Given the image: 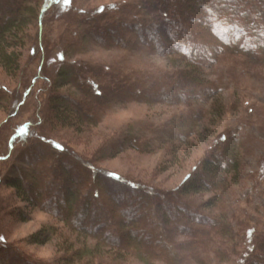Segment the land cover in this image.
<instances>
[{
	"label": "rangeland",
	"instance_id": "rangeland-1",
	"mask_svg": "<svg viewBox=\"0 0 264 264\" xmlns=\"http://www.w3.org/2000/svg\"><path fill=\"white\" fill-rule=\"evenodd\" d=\"M186 1L169 3L181 7ZM57 2L64 8L47 11L40 31L35 21L27 24L22 34L26 45L18 51V73H5L0 68V93L7 98L0 101V256L8 260L6 263L0 259V264H57L70 258L65 252L66 243L81 245L63 220L39 207L50 206L44 203L48 194L41 193L36 198L38 205L33 206L20 200L8 186L9 180L24 173L34 174L42 185L53 178L49 182L55 188L59 185L56 179L65 172L76 182L81 181V201L103 197L111 207L118 208L122 202L137 200L135 211L138 208L141 214L132 212L134 225H125L119 237L145 228L146 232L134 236L141 239L144 252L150 254L148 264H169L168 253L173 260L184 253V264H195L188 245L196 243V248L203 249L194 240L204 230L210 232L212 241L219 238L214 228L222 212L239 220L235 237L242 239L241 250L246 228L264 233V63L235 54H220L213 62L207 57L209 60L202 61L201 66L185 63L177 55H163L144 43L142 28L136 31L130 23L119 24L130 20L129 10L141 17L147 9H160L168 3L165 0ZM140 2L141 7H137ZM202 2L214 6L215 0ZM199 10L204 12L206 8ZM155 15L153 11L149 17ZM193 19L186 23L190 31H201ZM108 22L114 25L108 26ZM92 26L99 28L102 39L79 42L84 37L81 30ZM109 32L112 35H107ZM67 47L78 51L66 55L63 52ZM201 55L199 51L194 56ZM63 65L77 70L75 83L91 91L85 98L76 96L81 102L77 108L91 125L75 130L57 124L47 132L46 103ZM196 65L199 83L182 85L178 73L184 76ZM95 83L100 96H95L91 87ZM75 89L67 84L55 91L63 95ZM41 137L51 143L40 145ZM229 137L238 138V178L225 180L226 192L221 190L223 184L215 181L214 191L186 194V186L196 180L209 189L201 165L220 152L221 143ZM32 146L35 156H26L27 148ZM68 157L76 158L78 164L62 169L60 158ZM82 172L88 174V179ZM89 182L95 194L83 190ZM107 189L115 195L113 201ZM216 193L222 201L213 203ZM51 202L50 207L56 210L55 201ZM18 213L24 217L18 219ZM114 215L115 219L106 221L110 226L119 223L116 210ZM164 215L169 224L164 222ZM48 229L53 232L48 240L32 243V237ZM117 241L113 244H120L115 251L120 257L111 261L101 249L104 253L94 264H145L132 249L123 248V239ZM85 244L93 247L96 242L88 238ZM238 255L231 259L232 264L238 263ZM254 257L255 264H264V250ZM209 261L216 264L214 257Z\"/></svg>",
	"mask_w": 264,
	"mask_h": 264
},
{
	"label": "trees",
	"instance_id": "trees-1",
	"mask_svg": "<svg viewBox=\"0 0 264 264\" xmlns=\"http://www.w3.org/2000/svg\"><path fill=\"white\" fill-rule=\"evenodd\" d=\"M165 1L168 3H163L160 9H147L141 17L138 15L139 13L136 14L129 10L127 15L130 20L118 23H130L136 31L142 28L146 34V36H142L141 39L144 43L150 44L149 46H151L152 49L161 51L163 55H177L181 60L185 61V63H196L198 66H201L202 61L210 59L209 61L213 62L215 61V57L220 54L242 55L251 60H255V62L264 63V0H229L227 2L215 0L214 6L206 5L202 0H195L194 2L187 0V3L181 7L170 5L169 2L171 0ZM54 2L55 0H0V68H2L5 73L16 75L19 71L20 54L18 51L26 45L23 41L22 34L25 32L27 24L35 21L40 31V22L47 11L51 8L52 10L64 8L62 7L63 3L61 5L60 2ZM136 6L141 7V2ZM202 6L206 8L204 12L199 10ZM153 11L156 15L149 17L150 14H153ZM198 16L199 18H197ZM192 18L197 20L195 23L198 22L201 31H190V26L186 23H189ZM76 22H78V19ZM108 23V26L114 25V22ZM108 30H111V28L108 27ZM99 33V28L96 26L84 28V30H81V35L84 37H82L79 42L82 41L84 43L85 40L91 38L102 39ZM195 33L197 34L196 37L194 36ZM107 35L112 34L109 32ZM130 35H132V33ZM120 37V40L123 42L122 35ZM200 37H204V40L202 41ZM128 39L130 38H127V43ZM40 40L41 33L39 32L37 41L39 42ZM208 41L212 43L209 44L207 43ZM77 51V49L75 50L67 47L66 52L64 51L63 53L69 55L71 53H77ZM199 51L202 52L203 55L194 56ZM61 55L62 59H64V55ZM198 66H192L190 67L191 69L188 68L184 76H179L178 73L177 76L182 85L199 83L197 79L200 78V76L195 75ZM76 71L77 70L72 66L63 65L60 66L57 72L53 82L52 97H48L49 99H47L46 103V121L44 119V123H48L47 132L52 131L57 124L58 126L75 130H80L83 126L91 125L89 121L84 118L82 110L77 108L81 102L76 99V96L85 98L91 91L86 89L84 85L80 86L75 83L76 80L74 77L79 75ZM67 84H69L70 87L76 88L75 91L63 95L55 91L58 87L61 88ZM96 86V83L91 84L95 96H100L101 91ZM4 98L5 96L0 93V101ZM220 111L221 109L217 110V112ZM237 139L234 137L224 139L223 143H221L223 144V146H221V151L217 154H213L210 159L203 161L200 172L205 178L204 181L210 183L209 189L204 186L201 181L199 182L196 180L186 186L187 188L184 189L186 194L198 193L203 190L214 191V183L216 182V184H223L221 190L226 192L228 184L226 185L225 180L233 182L234 179L238 178L239 143ZM38 143H40V145H46L51 142L50 139L41 137ZM33 149V146L30 149L28 147L26 151L29 154H26V156L34 157L35 154ZM60 159L62 160H60L59 165L61 168L64 167L62 169L78 164L76 158L75 160L69 159V157L68 159ZM62 172L64 171L62 170ZM82 174H84L85 179H88L87 177L89 176L87 173L82 172ZM21 175L9 180L7 183L10 188L16 191L20 200L34 206L38 203L36 202V198H38L41 193L44 192L48 194V198L47 200L44 199V203H48L51 206V201L53 199L55 201L54 204L57 205L56 210L44 204H41L42 207L39 205V207L63 220L67 229L71 233H74L77 240L81 242V245L78 246L66 243L65 252L70 253V258L66 257L57 264H94L96 259L101 257L104 252L108 255V259H112L111 261H115V259L120 257V252H115L117 251L116 249H119L120 244L115 245L113 243L120 238L119 236L122 234L120 232L123 231L125 225H134V221L131 217L132 212H136L135 203L137 200L122 202L118 208L111 207L103 197H89L81 201L83 200L80 195L82 189L79 187L81 181L76 182V178L73 176L68 177L65 172L60 178L56 179L59 181V185L55 188H52V186L56 185L53 184L51 186L50 184L53 178H51V180H49L50 182L48 181L47 184L44 182L42 185L40 178H36L34 174L29 175L24 173ZM228 177L231 178L228 179ZM102 184H104V182ZM83 190L89 195L90 192H95L90 182L85 185ZM126 191L127 190H124L123 193ZM106 194L108 197H112V201L113 198L115 199V195L112 196L108 189ZM217 194L218 193L215 194V197H217ZM137 197L142 199L140 195ZM214 200L213 203L222 201L220 196L217 197L215 201ZM115 210L116 219H118L117 221L119 223L117 225L112 223L113 226H110L111 224L106 221L111 217L115 219ZM139 210L140 209L137 208V212L141 214ZM139 214L137 213V215ZM222 214L220 218L217 220L215 219L214 230H216L219 238H214V241H212L210 232L204 230L199 232L197 238L195 237L194 240V242L201 243L200 246L203 245V249L196 248V243L188 245V252L193 262L195 264H209V257H214L216 264H232L231 259H234L239 253L237 256V261H239L236 264H255L256 260L254 254H257V252L259 254V251L264 250V233H258V231H253L252 228L247 229L245 227L246 229L241 237L243 240L245 238V246L242 247V251L240 247L242 239L235 237L239 232L236 229L237 224H240V222L238 223L239 220H236L234 217L232 219V216H227L228 214L226 212H222ZM18 215V219H21L22 214L18 213ZM163 220L167 224L171 222L166 215H164ZM138 222L140 223V221ZM141 223L143 225L144 222L141 221ZM126 229L128 228L126 227ZM129 230H132L131 226ZM146 231L145 228L139 231L134 230V232L131 231L132 234L130 233V235L125 236V238L121 237L120 239L125 241L124 249H132L135 253V257L141 258L145 264H148V256L150 254L144 252L141 239L138 236H134L136 232L137 235H139V233L142 234ZM166 233L167 238H170V232L167 230ZM52 234L53 232L51 229L42 231L35 237H32V243L42 244L48 240ZM88 238L95 239L96 245L93 247L86 245L85 243ZM101 249L104 250V252H101ZM168 255L174 257L171 253H168ZM171 257L168 258L169 264H184L187 261L184 253L175 260ZM0 259L1 261L4 259L3 261L6 263L8 261L6 257L0 256ZM111 263L115 264V262Z\"/></svg>",
	"mask_w": 264,
	"mask_h": 264
}]
</instances>
